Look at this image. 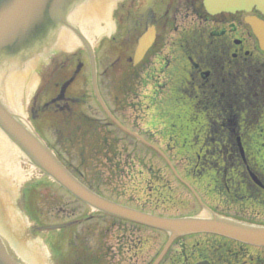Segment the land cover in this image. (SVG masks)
I'll return each instance as SVG.
<instances>
[{
	"label": "flooded vegetation",
	"instance_id": "flooded-vegetation-1",
	"mask_svg": "<svg viewBox=\"0 0 264 264\" xmlns=\"http://www.w3.org/2000/svg\"><path fill=\"white\" fill-rule=\"evenodd\" d=\"M143 1L134 15L126 12L120 19L122 25L126 26V33L120 41L124 45L123 59H131L138 38L149 27H154L155 37L139 63L140 69H137L139 78H145L144 72L150 71L155 65L154 60L161 56L165 47L176 49L181 54L184 65H181L176 76L179 78L172 81L174 88H169L172 91L179 89L194 101L191 110L186 111L182 117L184 120L190 116L196 117L197 123L193 128L187 129L183 121L184 124L181 122L179 130L188 137L194 135L196 145L193 160L197 161L196 165L204 166L203 172L205 167L211 170L216 203L209 204L206 195L202 196L199 193L198 189L201 186L196 180L198 179L196 175H191L192 179H189L191 181L187 179L190 172L185 171L186 177H180L177 167H183L175 164V157L165 154L176 172L163 156L155 150L153 152L165 163L169 175L188 189L200 207L201 204L194 192L200 196L203 204L217 214L251 223L248 218L239 216H244L246 210L254 206L263 208L264 211V48L259 44L254 32L259 23H264L263 1L155 0L152 8L140 15ZM170 32L176 34L178 39L170 38V42L168 39L169 43L166 44L164 38ZM194 34L199 35L197 41L190 43L189 39L184 38ZM112 41H115V38ZM52 55L47 71L40 77L38 93L42 95L53 89L55 96L51 95L41 102L36 99L37 105L40 103L44 109L54 108L58 114H65L64 117L67 119L79 118L81 122L85 121L99 128L98 120L86 113L83 108L85 106L81 105L83 103L79 104V96L67 95L66 89L70 78L63 76L66 75L68 63L71 61L67 58L70 56L73 59V54ZM170 64L172 67L176 65L175 61H169L165 67ZM119 66L123 68L125 65L122 63ZM117 79L121 85L120 75ZM122 89L124 101L126 98L124 86ZM156 92L161 93L159 87L156 88ZM128 96L132 101L136 98L132 92ZM103 99L113 115L118 117V109L125 102L119 99L118 107H112L108 99L106 100L104 96ZM52 104L53 106H50ZM113 104L117 102L113 101ZM143 113L142 120L146 117V112ZM142 120L141 128L136 130L128 126L124 120L122 122L131 131L137 132L146 141L159 147L155 132L144 129ZM167 139L160 142L164 144ZM135 141L144 146L141 141ZM203 148H209L211 151L207 149L204 152ZM161 177L157 172L153 175L156 181L153 187L156 192H161L164 187L172 190L169 185L159 183L163 180ZM208 186L211 187L210 184ZM237 214L239 216H236ZM100 216H104V219L99 220ZM77 222L76 219L73 224ZM87 222V240L82 248L86 254V264H151L159 253L156 248L148 259L142 261L141 229L145 227L139 224L118 220L92 210L88 214ZM79 225L70 228L75 238L82 234L78 229ZM196 236L205 237L196 238L198 241L191 244L199 248V260L208 261L210 264H264V247L243 244L213 234L184 237ZM184 237L176 240L173 246ZM185 248L186 244L175 251L174 255L170 249L160 264H192L193 262L186 258L188 254L184 251ZM54 264L65 263L56 259Z\"/></svg>",
	"mask_w": 264,
	"mask_h": 264
},
{
	"label": "water",
	"instance_id": "water-1",
	"mask_svg": "<svg viewBox=\"0 0 264 264\" xmlns=\"http://www.w3.org/2000/svg\"><path fill=\"white\" fill-rule=\"evenodd\" d=\"M119 1L0 0V264H28L24 258L32 264H45L46 259L51 264L44 243L25 223L20 202L23 186L43 175L94 210L166 232L168 238L152 264H159L176 238L195 233L217 234L245 244L264 246V226L228 219L212 211L200 216L161 217L115 203L94 193L63 166L30 122L4 103L27 117L30 99L51 61V55L44 59L46 54L53 50L55 53L52 56H65L85 50L84 43L74 31L68 28V32L60 31L63 26L72 28L68 22L70 12V18L75 23L73 25L93 47L115 27L111 14ZM153 1L146 0L140 14L151 8ZM57 34L56 44L45 55L26 63L20 61L49 48ZM256 35L264 47V24ZM153 38V28H148L141 35L133 57L134 65L143 58ZM86 49L92 67L94 91L103 110L123 131L150 145L111 114L97 89L93 51L89 46ZM151 147L161 153L155 146ZM65 226L50 225L44 229Z\"/></svg>",
	"mask_w": 264,
	"mask_h": 264
},
{
	"label": "rangeland",
	"instance_id": "rangeland-1",
	"mask_svg": "<svg viewBox=\"0 0 264 264\" xmlns=\"http://www.w3.org/2000/svg\"><path fill=\"white\" fill-rule=\"evenodd\" d=\"M142 1L143 0H120L111 14L112 19L115 21V27L111 32L101 37L93 46L97 61L96 80L98 82V88L101 92V96H104L106 100L108 99L112 107H118V103L120 102L119 99L124 102L120 90V84L117 79L118 77L116 78V73H118V71L114 69V66L117 64V62L114 63V61L118 59L119 53L123 50L122 46H124L120 41L123 40L126 33V26L122 25L120 19L126 12L134 15ZM262 1L264 4V0ZM113 36L115 37V41L111 40L114 38ZM170 38L172 40L175 38L178 39V36L170 32L165 35L164 39H166V41L169 39L170 42ZM184 38L187 40L189 39L190 43H192L193 41H197L199 35H187L184 36ZM169 42L167 41L166 44ZM253 43L255 42L253 41ZM72 54L74 56L73 59L68 56ZM65 56H68L67 59L71 60L68 63L66 75H62L63 77L70 78V81H68V88L66 89L67 95L79 96L78 102L79 104L83 103L81 105L85 106L83 108L86 113L90 117L98 120L99 133H107L109 127H104L103 124L107 119L106 114L99 105L93 90L92 67L86 51L77 50ZM154 61L155 65L151 67L150 71L144 72L143 74L145 78L142 77L143 81L137 89V97L133 101L130 98H126V102L118 109L119 118L124 120L128 126L136 130L139 127L141 128L142 115L145 111L146 117L142 120V127L155 132L156 138L159 140L157 143L159 148L167 156L175 157V164H180L183 167H177V172L180 177H186L185 171L190 172V176L188 175L190 178L188 177V180L192 179L193 175H196L198 178L196 180L201 187L203 186V188L199 187V193L202 196L204 194L206 195V200L209 204H215L214 185L212 186L211 183V170L205 167L203 172L204 166L201 164L196 165L197 161L193 160V151L196 145L194 135L188 137L185 134L183 135L181 130H179L180 124L183 121H185L187 129L193 128L197 123L196 117L190 116L189 118H185V120L182 117L186 111L191 110V104L194 101L188 94L181 92L179 89L172 91L169 88L173 87V82L179 78H176V76L181 65H184V60L176 49L167 46L162 50L161 56H158ZM169 61H175L176 65L172 67L173 65L170 64L165 67ZM111 67L114 69L115 75L113 74ZM157 87L161 90L160 94H157L156 92ZM36 90L33 93L30 102L32 98L41 102L44 99L49 98L51 95L55 96L53 89L47 90L45 93H42V95H40L38 91L36 92ZM113 101H116L117 104H113ZM39 104L40 103H38L37 106H40ZM37 106L36 108H38ZM44 112H47V110ZM31 115V109L28 105L27 117L29 120L31 119L33 121ZM35 115L36 112L34 109V116ZM45 116L46 113L42 114L40 116L41 118L39 116L38 118L35 117V123L37 124L35 125L38 131H40L41 136L45 140H48L49 143V141H54V129L48 125V121L47 123L42 124L41 119ZM58 121H60V119H58ZM182 124H184V122ZM105 125L108 124L105 123ZM114 131L117 133L119 139L116 144L117 157L115 161L120 164V170L116 171L113 169L111 171L105 169L103 166L98 167V171L102 179L105 181L101 189L106 197L121 204L130 205L132 207L141 208L150 213L162 214L165 216H178L190 213L194 215L205 214V210H202L188 189L182 186L180 181L177 179L175 180V178H172L169 175V169L166 168L165 163L159 157H156L157 155H155L154 152L135 140L125 137L121 131L116 129ZM166 138L168 139L162 144L160 140ZM207 149L211 151L209 148H203V151L206 152ZM155 172L159 173L160 176H162L161 178H163L159 183L169 185L172 190L169 191L167 187H164L161 192H156L155 187H153L156 183L153 178ZM28 182L33 184L36 183V188H38L39 192V197L34 202V207L37 209L38 213L36 220L34 222L33 220L26 218L29 228L44 243L51 264H53L50 254L51 251L49 250L51 244L54 247L56 246L57 250L62 245L61 248L63 252H60L61 257L72 260L78 254V241L84 243L83 239L79 238L76 244L74 243L75 245H71L73 243L68 242L71 236L70 232L60 230L41 231L34 227L57 224L64 219L66 221L73 218L77 214L78 217L84 216V220L86 217L85 215L88 216L91 209H88L85 205L75 200L69 195V193L65 192L62 188L51 181L47 175L37 177ZM209 184L211 187L208 186ZM20 195L21 209L23 214L27 216L24 211L26 203L22 190ZM62 209L66 210L62 211ZM74 210H76V214L73 212ZM248 211L246 210L244 216H239V214L236 216L246 219L248 218L247 220H251V223H260L264 225L263 208L254 206L251 209H248ZM255 214L260 215L255 216ZM103 219L104 216L99 217V220ZM81 226L84 228L83 230L78 227V229L82 231L81 237H86V226H88V222L85 220V224H82ZM141 237L143 242L141 247V259L143 261L148 259V257L154 253L156 248L157 251L162 248L166 241L167 234L159 230L142 228ZM196 238H199V236H196L195 238L184 237L179 243L171 248V254L174 255L175 251L180 250V248L186 244L187 248H185L184 251L188 254L186 257L187 260L190 262L199 260V248L191 246V244L195 243L193 241H198ZM201 238L204 239L205 237L202 236L199 239ZM79 254L81 253L79 252Z\"/></svg>",
	"mask_w": 264,
	"mask_h": 264
},
{
	"label": "trees",
	"instance_id": "trees-1",
	"mask_svg": "<svg viewBox=\"0 0 264 264\" xmlns=\"http://www.w3.org/2000/svg\"><path fill=\"white\" fill-rule=\"evenodd\" d=\"M118 60H121V58L119 57ZM123 61L125 66L121 68L119 66L120 63H117L115 69H117L122 78L120 90L123 91L122 88L124 86L126 98H128L130 97L128 96L130 92L136 95V88L141 83L137 73L139 66L133 67L130 64V59H123ZM126 98L124 102H126ZM48 112L49 113H46V116L41 120L42 124L48 121V125L54 129V141L50 144L52 150L65 167L86 187L103 195L101 187L104 185L105 181L102 179L98 167L103 166L105 169L111 171L113 169L116 171L120 170V164L115 161L117 157L115 140L118 141L117 133L114 131L115 126L107 120L105 123H108L107 126L109 127V131L100 134L96 126H92L85 121L81 122L79 118L66 119L65 122L62 120L65 114H58L56 111ZM58 119H60V121H58ZM23 194L26 203V213L30 220L35 222L38 213L37 209L34 207V202L39 197L36 183L26 184L23 189ZM65 210L66 209H62V211ZM73 212L75 214L77 213L76 210ZM77 216L78 214L74 217ZM64 221L65 219L62 220V222ZM61 246L57 250L56 246L54 247L51 244V252L54 259H58L60 262H65L67 264H75V262L78 264H86L87 259L85 255H80L72 260L61 257L60 252H63Z\"/></svg>",
	"mask_w": 264,
	"mask_h": 264
}]
</instances>
